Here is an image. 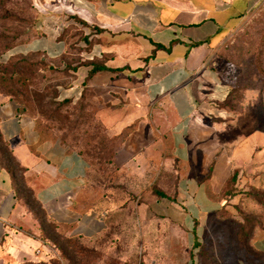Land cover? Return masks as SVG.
Here are the masks:
<instances>
[{"label": "crops", "instance_id": "1", "mask_svg": "<svg viewBox=\"0 0 264 264\" xmlns=\"http://www.w3.org/2000/svg\"><path fill=\"white\" fill-rule=\"evenodd\" d=\"M258 2L36 0L31 36L11 50L66 69L63 98L87 96L127 110L126 125L138 120L114 160L142 168L131 173L150 176L166 194L151 199L147 222L161 219L198 238L229 213L238 226L242 213L258 215L261 223L247 241L250 256L244 252L232 264H264V210L257 199L264 191V127L246 111L229 115L219 106L228 85L217 53ZM123 127L111 131L120 134ZM0 133L40 205L32 209L0 166V264L41 259L47 252L43 221L92 234L96 220L80 212L77 200L86 159L57 138H43L10 97L0 100ZM231 173L235 190L228 194Z\"/></svg>", "mask_w": 264, "mask_h": 264}, {"label": "rangeland", "instance_id": "2", "mask_svg": "<svg viewBox=\"0 0 264 264\" xmlns=\"http://www.w3.org/2000/svg\"><path fill=\"white\" fill-rule=\"evenodd\" d=\"M36 10V0H0V66L17 68L11 79L0 78V100L19 99L43 138L60 139L87 157L85 183L77 200L80 212L96 220L92 222L95 231L87 237L43 221L47 249L55 260L59 264H190L195 258L194 264H232L244 252L250 256L247 241L261 223L255 214L242 213L238 226L229 213L227 221L198 238L161 219L157 224L147 222L151 199L159 197L155 190H160V184L151 182L150 176L131 173L142 168L118 166L114 160L122 139L138 120L126 125L127 110H112L87 96L69 98L72 102L62 105L67 99L62 90L70 80L67 70L37 55L12 54L13 48L30 37ZM217 54L220 75L228 85L219 106L229 115L246 111L264 127V0L227 35ZM120 125L124 129L115 135L111 130ZM5 150L0 160L14 168L16 187L25 199L30 185L16 158ZM234 180L231 173L224 187L228 194L235 190ZM257 195L264 210V191ZM50 257L45 253L25 264H46L42 261Z\"/></svg>", "mask_w": 264, "mask_h": 264}, {"label": "trees", "instance_id": "3", "mask_svg": "<svg viewBox=\"0 0 264 264\" xmlns=\"http://www.w3.org/2000/svg\"><path fill=\"white\" fill-rule=\"evenodd\" d=\"M30 32H31V29H30ZM30 36H31V33H30ZM29 39V38H28ZM27 39V40H28ZM26 41V40H25ZM24 41V42H25ZM23 42V43H24ZM22 44V43H21ZM27 55H37V56H39L40 58H41V60L42 59H46V58H44V57H42L41 55H39V54H27ZM17 68L15 67V66H0V78H6V79H11L12 77H13V75H14V71L16 70ZM10 98H12L16 103H18L20 106H21V108H22V110L28 115V116H30L27 112H26V110H24V104H23V102H21L19 99H17V98H14L13 96H10ZM72 102V100L71 99H69V98H67V99H64V100H62L61 101V103H62V105H68L69 103H71ZM31 117V116H30ZM37 128V127H36ZM39 131V130H38ZM60 140V139H59ZM64 145H66V146H68V147H70V148H73V149H76V148H74L73 146H70V145H68V144H66L64 141H62V140H60ZM5 149H8V151H9V153H10V155H11V157H13L14 158V156H13V153H12V149H11V146H10V144L8 143V142H6V141H4V139L2 138V135H1V133H0V153H2V151H4ZM77 150V149H76ZM6 151V150H5ZM78 151V153L80 154V155H82L85 159H86V161H87V163H88V159H87V157L83 154V153H81L79 150H77ZM2 157V159H4V157H3V155L1 156ZM19 166H20V164H18ZM0 166L2 167V168H4L8 173H9V175L11 176V178H12V180H13V183H14V186L16 187V176H15V174H14V168L12 167V166H10V165H8V163L6 162V163H2L1 162V160H0ZM21 167V166H20ZM21 169H22V172H23V175H24V169L21 167ZM16 189L18 190V193L19 194H21L20 193V191H19V189L16 187ZM28 193H27V197L24 199L25 201H26V203H28V205L32 208V209H34V210H40V205H39V203L36 201V199L34 198V193H33V191L32 190H28L27 191ZM155 193L159 196V197H166V194L164 193V192H162L161 190H155ZM23 197V196H22ZM24 198V197H23ZM48 223H50V224H53V223H51V222H48ZM53 225H55V224H53ZM55 226H57V225H55ZM47 240V239H46ZM46 242V241H45ZM46 245H47V242H46ZM47 247V246H46ZM48 250V252L46 253L47 255H49V256H51L50 257V259L46 262V261H42V262H44V263H48V264H59V262L57 261V260H55V258L53 257L54 255H53V253L51 252V249H47Z\"/></svg>", "mask_w": 264, "mask_h": 264}, {"label": "built area", "instance_id": "4", "mask_svg": "<svg viewBox=\"0 0 264 264\" xmlns=\"http://www.w3.org/2000/svg\"><path fill=\"white\" fill-rule=\"evenodd\" d=\"M12 54H14V53H12ZM192 248H193V252H196L197 251V247H195L193 243H192ZM47 252H48V250H47ZM194 262H195V258L192 259V261L190 262V264H194Z\"/></svg>", "mask_w": 264, "mask_h": 264}]
</instances>
